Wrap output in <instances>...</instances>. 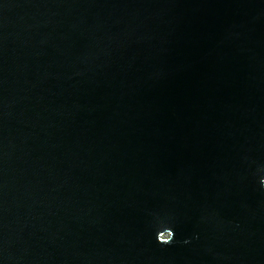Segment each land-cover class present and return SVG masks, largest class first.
<instances>
[{"label":"water","instance_id":"obj_1","mask_svg":"<svg viewBox=\"0 0 264 264\" xmlns=\"http://www.w3.org/2000/svg\"><path fill=\"white\" fill-rule=\"evenodd\" d=\"M260 177L264 0H0V264H264Z\"/></svg>","mask_w":264,"mask_h":264},{"label":"clouds","instance_id":"obj_2","mask_svg":"<svg viewBox=\"0 0 264 264\" xmlns=\"http://www.w3.org/2000/svg\"><path fill=\"white\" fill-rule=\"evenodd\" d=\"M259 182H260L261 187H264V177H260ZM166 233H167V239L164 238V237H165V234H164V237H163L162 239L159 238V240H161V241H165V242H170V241H172L173 238H174V233H173V231H172V232H166ZM185 242H187V241H185Z\"/></svg>","mask_w":264,"mask_h":264}]
</instances>
